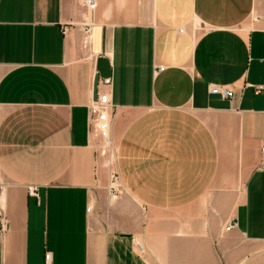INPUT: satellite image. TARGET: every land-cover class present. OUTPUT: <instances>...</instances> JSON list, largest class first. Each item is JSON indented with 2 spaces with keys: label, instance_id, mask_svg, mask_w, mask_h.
Segmentation results:
<instances>
[{
  "label": "crops",
  "instance_id": "obj_1",
  "mask_svg": "<svg viewBox=\"0 0 264 264\" xmlns=\"http://www.w3.org/2000/svg\"><path fill=\"white\" fill-rule=\"evenodd\" d=\"M95 2L0 0V264H240L264 241V0Z\"/></svg>",
  "mask_w": 264,
  "mask_h": 264
},
{
  "label": "built area",
  "instance_id": "obj_2",
  "mask_svg": "<svg viewBox=\"0 0 264 264\" xmlns=\"http://www.w3.org/2000/svg\"><path fill=\"white\" fill-rule=\"evenodd\" d=\"M85 6L88 9H95L96 8V2L95 0H84ZM164 67H159V69H162ZM97 72V71H96ZM110 78H105V79H100L99 85H98V96L97 99L92 98L91 102L88 105L89 113H90V122H91V127L93 128V131L97 133L98 131H103V126L105 123H109L110 126V115L108 112V109L111 105L110 101V94L108 91H102L100 86L101 85H109L110 84ZM262 90L261 86H255V91L256 93H260ZM211 92L215 94H221L225 98H230L234 96V90L222 87V86H214L211 88ZM260 167L264 169V142L261 146V163ZM36 189L32 188L30 189V193H35ZM235 222L229 223L225 230L229 231L233 228L236 227ZM141 249V247H139ZM45 259L47 263H50L51 260V255L50 253H46Z\"/></svg>",
  "mask_w": 264,
  "mask_h": 264
},
{
  "label": "rangeland",
  "instance_id": "obj_3",
  "mask_svg": "<svg viewBox=\"0 0 264 264\" xmlns=\"http://www.w3.org/2000/svg\"><path fill=\"white\" fill-rule=\"evenodd\" d=\"M96 134L95 138L99 146V153L104 158L107 173L112 181L113 179L116 181V173L114 171L115 148L111 133L108 139L105 138L106 133L103 131H98ZM239 243L250 251L240 264H264V241L247 242L239 240Z\"/></svg>",
  "mask_w": 264,
  "mask_h": 264
},
{
  "label": "water",
  "instance_id": "obj_4",
  "mask_svg": "<svg viewBox=\"0 0 264 264\" xmlns=\"http://www.w3.org/2000/svg\"><path fill=\"white\" fill-rule=\"evenodd\" d=\"M96 74L94 77L93 84V98L97 99L98 96V85L100 79L111 78L112 72L110 67L109 59L105 57H99L96 61Z\"/></svg>",
  "mask_w": 264,
  "mask_h": 264
},
{
  "label": "bare ground",
  "instance_id": "obj_5",
  "mask_svg": "<svg viewBox=\"0 0 264 264\" xmlns=\"http://www.w3.org/2000/svg\"><path fill=\"white\" fill-rule=\"evenodd\" d=\"M104 126H106V123H105V125H104ZM104 126H103L102 128H105V131H107V128H106V127H104Z\"/></svg>",
  "mask_w": 264,
  "mask_h": 264
}]
</instances>
